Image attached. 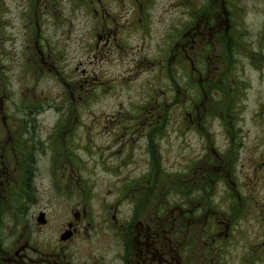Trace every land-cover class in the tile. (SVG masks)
<instances>
[{
  "label": "flooded vegetation",
  "instance_id": "obj_1",
  "mask_svg": "<svg viewBox=\"0 0 264 264\" xmlns=\"http://www.w3.org/2000/svg\"><path fill=\"white\" fill-rule=\"evenodd\" d=\"M13 1L6 8L0 0V264H230L221 250L232 240L239 264H264V0H80L89 25L107 26L109 44L122 49L135 37L141 68L162 65L168 74L158 70L153 84L127 80L120 94L109 96L135 108L128 133L148 125L179 143L168 179L160 181L151 159L119 182L101 181L92 170L81 177L65 166L56 146L64 124L45 127L44 92L34 91L41 80L31 74L27 45L19 61L26 59L30 71L23 74L32 75L34 86L14 94L16 8L29 40L60 0ZM97 12L107 21L95 18ZM44 53L38 51L36 62L42 72L56 62ZM178 74L193 93L176 85ZM160 83L172 89L168 97L154 95ZM145 93L146 102L133 104ZM221 104L231 105L226 120ZM253 163V194L235 234L239 185ZM63 220L58 235L69 239L48 246L45 229ZM102 235L104 243L89 255V242Z\"/></svg>",
  "mask_w": 264,
  "mask_h": 264
},
{
  "label": "rangeland",
  "instance_id": "obj_2",
  "mask_svg": "<svg viewBox=\"0 0 264 264\" xmlns=\"http://www.w3.org/2000/svg\"><path fill=\"white\" fill-rule=\"evenodd\" d=\"M83 1L85 2V0ZM13 5V0H5L6 8H11ZM64 8L65 11L60 14L62 20L58 18L57 21H59V23L57 25L54 26L52 23H55V20L52 22L46 19L43 20L41 22V29L38 36L32 35L28 40L24 37V35H22V32L26 31L24 25L22 24V21H24L23 13L21 9L17 7L16 11L19 13V19H16V23H20L21 27L16 29V48H21L24 45H27V47L29 46L28 51H31L32 56H34L31 59V63L34 66V68L31 70V74L39 76L41 80V86L34 91L36 93L43 91L44 100L51 98L53 102L56 101L57 95L61 91V85H59L57 74H55L54 71L59 73L61 70L63 71L62 74L64 78V84L74 81V85L69 87L74 91V98L78 99L81 95H85V97L88 98V101H85V103L83 102V106L81 107L83 128L79 130L77 137L83 141V146L89 152L88 154L83 153L84 159L87 156L94 166L93 168L95 169V175L98 178L104 179L105 173L103 172V168L107 166L108 169H111L108 159H110L111 162H118L117 153L120 152V149H122L124 146L123 136L121 134L115 136L118 130H113V126L110 123V114L116 113L117 109L122 110L123 104L129 105L128 102H111L108 96H113L115 92L116 94H120L123 86L128 84L126 83L127 80L132 81L138 78L141 81H148L150 78L149 82L153 84L158 78V71L150 73L149 69H146L145 67L141 69V64H139V60L136 59L137 55L135 54V49L140 45V43L135 37L131 38L122 49H118L107 42V26H104L106 31H102V28L97 27L95 23H91V25H89L88 22L83 23V21H85V17L83 16L84 12L81 9L80 0H68ZM96 17H98V19L103 23L107 21V14L104 15L100 14V12H97L95 13V18ZM31 22L34 28V12L31 17ZM49 26L55 28V32L53 33L52 37L50 30L49 33H45ZM40 33L43 41L45 43H49V45H52L53 50H55L57 43L59 47L56 53L46 52L43 49L41 46V40H38L40 38ZM55 37H57V41ZM99 37H101V39ZM23 48L25 49V47ZM39 50L45 51L44 57H47L48 54H51L52 57L50 61L53 59L56 60L55 63L48 65V68H46V65H44V72H42L41 69L37 68L36 66V62L40 60L39 56L37 55ZM78 50H82V53L78 54ZM115 50H118V53H114ZM85 60L87 61L85 62ZM90 60L92 63H88ZM83 61L85 63L84 65ZM50 68L54 71H51ZM27 69L30 71L29 67L26 65V59L15 62L14 71L16 76L17 90L20 78ZM129 73H131L132 76H130ZM31 74H27V80L28 83L32 85L33 82ZM114 78H119L122 82V86L119 87L118 90L114 85ZM179 79L183 81V77H180ZM109 83H111V85ZM162 87L163 85L160 83V89L157 90L154 95L161 96L164 92L168 91L167 88ZM79 88H87L88 90H83V93H81ZM24 89V86L21 85L19 94L26 93L27 91L23 92ZM147 97L148 95L145 93V98L137 102L146 101ZM130 98L133 99L134 96L132 95ZM66 100L68 99H65V101ZM133 104H135V102ZM229 107H231V105L221 104L219 111L224 115L228 114L226 110ZM129 112L136 113L134 110H129ZM46 117L47 121H51V118L56 117V111H48L46 113ZM58 117H61V114L57 115V118ZM71 117H76V114H73ZM144 120H149V117L145 116ZM107 127L109 133L112 136L107 134ZM246 129L251 130V133L254 131V127L250 123L246 126ZM209 134L211 135L210 132ZM262 135L263 132L260 133L259 139H261ZM192 142H198V148L194 153L200 152L199 141L193 138ZM161 143L162 152L165 154V160L168 162L167 166H170L174 161L173 155L177 151V146L179 143H176L174 146L169 140H163ZM142 144L146 146L147 139H144ZM129 146H131V144ZM112 149H114V151ZM108 154L109 156H107ZM255 161L257 162V159ZM180 163V166H184L186 161ZM255 164L256 163H253L251 164L250 168H246L244 180L239 185L241 186L239 189V197L237 198V202L234 205L231 218L235 225L233 230V233L235 232V234L236 232H239L237 227L238 222L242 223V216L244 214L242 211L243 209L246 210L247 207L245 206L246 199L250 196V194H253L250 193L249 189V184L252 183L251 179L249 178V172L251 170L255 171ZM137 166H141V164L135 162L132 158H128L123 162V164L119 163L117 166L112 167L114 174L112 176L107 175V179L119 182L121 180V176L123 175L122 173L125 171H133ZM130 175H134V173H131ZM257 195L258 193L256 196ZM56 224L57 223L53 221L46 229L47 233L49 234V238H47L48 246L55 244L59 230L64 225V220L58 222V226H56ZM247 229L240 231L239 234H244ZM103 236L104 235H102L100 238H97L94 242H89V245L91 246L90 250L87 251L89 255H92L90 253L91 251L93 253L97 252L94 247H99L102 245V243H104ZM232 242L233 240L228 244L223 245V247L220 246V248L222 247L221 255L226 260L232 258L230 264H239L233 259V256H235V249L233 250ZM236 257L240 259L238 256ZM98 259L100 260V258Z\"/></svg>",
  "mask_w": 264,
  "mask_h": 264
},
{
  "label": "trees",
  "instance_id": "obj_3",
  "mask_svg": "<svg viewBox=\"0 0 264 264\" xmlns=\"http://www.w3.org/2000/svg\"><path fill=\"white\" fill-rule=\"evenodd\" d=\"M110 85H111V83H110Z\"/></svg>",
  "mask_w": 264,
  "mask_h": 264
}]
</instances>
